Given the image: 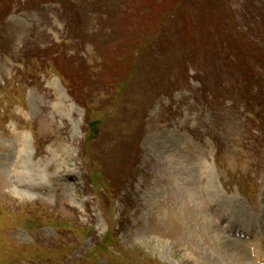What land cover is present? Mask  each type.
Wrapping results in <instances>:
<instances>
[{
  "label": "rangeland",
  "instance_id": "rangeland-1",
  "mask_svg": "<svg viewBox=\"0 0 264 264\" xmlns=\"http://www.w3.org/2000/svg\"><path fill=\"white\" fill-rule=\"evenodd\" d=\"M168 1L0 0V264H264V61L246 106L217 48L225 16L264 46V0Z\"/></svg>",
  "mask_w": 264,
  "mask_h": 264
},
{
  "label": "trees",
  "instance_id": "trees-1",
  "mask_svg": "<svg viewBox=\"0 0 264 264\" xmlns=\"http://www.w3.org/2000/svg\"><path fill=\"white\" fill-rule=\"evenodd\" d=\"M178 0H176L175 2H177ZM173 3V0H169L167 3L170 6V8L173 10L171 13L168 14V17L170 15H172L173 13H175L179 8L181 9H185L186 5L184 3H180V5L178 6V4ZM166 7V6H165ZM167 8V7H166ZM166 8H164V10H166ZM177 9V10H176ZM165 12L163 11L162 14L160 16H162ZM167 18H164V21H167ZM152 19V25H151V29L152 30H157L159 27H161L163 21L161 19ZM221 20H225V22L221 21L222 26L220 27V29L218 30V33L221 37V40H219L217 42V48L218 50L221 52H223L226 57L228 56L229 58H232L233 61L235 62V64L238 65V67L240 68V71L238 72V75H240L242 77V81H243V86L244 84L246 86H244L245 88H247V91L244 93V96L242 97H232V99L234 100H241L245 103L246 106H251V105H256V103L253 100V95H251L254 92L253 89V84L255 85L256 82L259 81H255V76H257L255 69H257V66L260 65L259 63L261 61H264V46H260L258 44L249 42L247 40L246 35L243 36L241 30H239L234 24V20H232L231 18L225 16L222 17ZM228 22V23H227ZM226 23V24H225ZM188 33H190L188 31ZM143 44L145 43V40L142 41ZM150 43V41H149ZM140 44L138 46V48H135L133 51H131L130 53L132 55H140L141 52H139L142 49V45ZM186 49L185 52L186 54L189 53V50H191V47L189 45H185ZM232 49H235L232 51ZM194 50V49H192ZM199 53V52H198ZM129 55V54H127ZM126 55V56H127ZM129 59V58H128ZM132 62V66H134V58L130 59ZM113 65L111 64V62H108V66ZM56 69L62 74L64 75V79L65 81L68 83H70V81L72 82V78L70 77L69 73L67 74L66 71H64L61 67L59 68L58 65L56 66ZM207 79V77H206ZM206 79L204 80L205 83ZM260 83H258L259 85ZM69 89V93L71 94V96L75 99V101L81 105V106H86V104L78 97L77 92H74L73 88L70 86H68ZM218 99L221 100L223 99V95H219ZM231 99V98H230ZM255 103V104H254Z\"/></svg>",
  "mask_w": 264,
  "mask_h": 264
},
{
  "label": "bare ground",
  "instance_id": "bare-ground-1",
  "mask_svg": "<svg viewBox=\"0 0 264 264\" xmlns=\"http://www.w3.org/2000/svg\"><path fill=\"white\" fill-rule=\"evenodd\" d=\"M57 84H55L54 86H56ZM58 87V86H57ZM69 99V98H68ZM60 110H62V106L60 105ZM21 140V144L17 145V151L20 150V153L21 156L20 157H26V155L29 153V141L28 139L26 138L25 135H23L19 141ZM22 169H25L24 167H20V168H17V174H21L22 176L20 177V181L23 183V184H28V185H31L33 187H44V186H48L49 187V183H48V180L46 179V175H42L40 174L37 179H32L27 172H24V170ZM27 170V169H25ZM204 173H206V182H205V191L208 192V194H212V176H211V171L210 169L207 168H204ZM29 176V177H28ZM43 176V177H41ZM21 195V194H20ZM223 256V255H222ZM223 258L226 259V256H223ZM245 258V257H244ZM246 259V258H245ZM246 261L248 263H250V261H248L246 259ZM246 263V262H245ZM251 264V263H250Z\"/></svg>",
  "mask_w": 264,
  "mask_h": 264
},
{
  "label": "water",
  "instance_id": "water-1",
  "mask_svg": "<svg viewBox=\"0 0 264 264\" xmlns=\"http://www.w3.org/2000/svg\"><path fill=\"white\" fill-rule=\"evenodd\" d=\"M101 123H102L101 121H96V122L91 123V127L95 131V133H97V129H96L97 125Z\"/></svg>",
  "mask_w": 264,
  "mask_h": 264
}]
</instances>
